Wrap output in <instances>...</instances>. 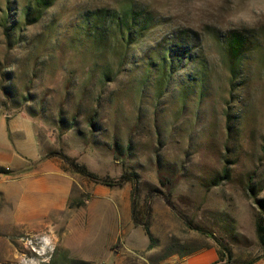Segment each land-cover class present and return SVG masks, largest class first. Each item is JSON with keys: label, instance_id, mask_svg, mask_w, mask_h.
<instances>
[{"label": "rangeland", "instance_id": "obj_1", "mask_svg": "<svg viewBox=\"0 0 264 264\" xmlns=\"http://www.w3.org/2000/svg\"><path fill=\"white\" fill-rule=\"evenodd\" d=\"M127 9L154 25L128 38L117 18ZM232 32L246 42L238 59ZM3 118L8 131L15 119L34 131L43 158L63 152L100 178L135 172L152 240L131 220V183L66 171L65 210L33 223L49 224L35 234L1 229L0 264H165L210 246L219 264H264V0H55L45 10L0 0ZM39 208L9 222H36Z\"/></svg>", "mask_w": 264, "mask_h": 264}, {"label": "crops", "instance_id": "obj_2", "mask_svg": "<svg viewBox=\"0 0 264 264\" xmlns=\"http://www.w3.org/2000/svg\"><path fill=\"white\" fill-rule=\"evenodd\" d=\"M6 118L0 120V168L21 172L5 178L0 175V230L16 228V232L25 235L35 234L49 224H39L37 227L33 223H40L48 215H52L53 221H56L57 213L65 210L71 198L74 179L64 170L61 161L43 158L38 138L34 140L30 136L31 132L36 136L34 131L27 134L15 118L12 131H8L4 125ZM10 136L19 140L18 150L12 146ZM33 202L41 206L37 218H34L36 222L31 223L33 219L27 218L18 220L16 225L9 222L11 214L30 210ZM217 261L218 250L210 246L181 256L173 255L165 264H215Z\"/></svg>", "mask_w": 264, "mask_h": 264}, {"label": "trees", "instance_id": "obj_3", "mask_svg": "<svg viewBox=\"0 0 264 264\" xmlns=\"http://www.w3.org/2000/svg\"><path fill=\"white\" fill-rule=\"evenodd\" d=\"M54 1L55 0H34V6L37 10H45L48 7H50L54 3ZM129 10L130 9L126 10V13H125L126 16H124V18L117 16V18H119L118 19V22L120 25L119 28H121V30L123 31L126 30L128 38L136 37L138 34L141 35V33L147 31L154 25L155 19H153L149 15V13L144 12L143 15L140 14L142 16V20H139L134 15H132L131 11L129 12ZM96 15H99V14L97 13ZM101 15H103V13ZM24 16L26 17V19L28 18L27 12H24ZM4 29L7 32L6 34L9 35L8 33L10 31L9 28L5 26ZM245 44L246 42L244 41V37L242 35L235 33V32L230 33L228 37V41H227V49H228V53L230 57L233 59H238L240 55H242L245 51V48H246ZM183 56L185 55L183 54ZM168 57L173 59L172 49L168 51ZM187 58H189V56ZM170 65H171V62H170ZM231 74L235 76V70L233 68H231ZM233 82L231 83V86L233 85ZM228 108H226V111H225L226 120H228L230 117ZM60 121L64 123L62 119ZM89 124L90 126H93L94 121L90 120ZM226 125H227V128L230 129V125L228 121H226ZM52 157H57L61 160L65 171H70L74 174H77L95 184L104 185L106 187H119L120 188L126 183H131L132 184L131 220L135 227H141L145 235L149 238V240H152V236L150 234L149 221H148V217L150 215V209H151L150 199L146 201V204L144 207V221H141L138 218V211L136 209V197H135L136 191L138 188V179H137L138 177L135 172L123 173L117 179L100 178L96 174L91 172L87 168L86 165L79 164L74 158L69 157L63 152H52L51 151V152L46 153L45 158H52ZM19 172L21 171L20 170L10 171L4 168H0V174H3V175H9V174H14V173H19ZM259 203H260V206L264 208L263 201H260ZM193 228L197 230L198 232L204 233L203 229H201L200 227H193ZM255 229H256L257 239L259 243L264 247V217L262 215H258L256 217ZM192 252L194 251L187 252L185 254L192 253ZM218 253H219V261H221L220 255H222V253L220 251H218ZM219 261H217L215 264H219ZM79 262H82V261H79ZM253 262L240 263V264H252Z\"/></svg>", "mask_w": 264, "mask_h": 264}, {"label": "water", "instance_id": "obj_4", "mask_svg": "<svg viewBox=\"0 0 264 264\" xmlns=\"http://www.w3.org/2000/svg\"><path fill=\"white\" fill-rule=\"evenodd\" d=\"M4 116L8 117L9 116V113L8 112H5L4 113Z\"/></svg>", "mask_w": 264, "mask_h": 264}]
</instances>
